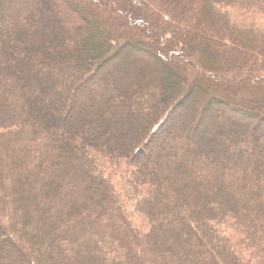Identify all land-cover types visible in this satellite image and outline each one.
I'll return each instance as SVG.
<instances>
[{
	"label": "trees",
	"instance_id": "16d2710c",
	"mask_svg": "<svg viewBox=\"0 0 264 264\" xmlns=\"http://www.w3.org/2000/svg\"><path fill=\"white\" fill-rule=\"evenodd\" d=\"M157 2L0 0V264H264V140L233 123L264 133V0ZM189 100L224 152L174 130L139 161Z\"/></svg>",
	"mask_w": 264,
	"mask_h": 264
},
{
	"label": "rangeland",
	"instance_id": "374dc122",
	"mask_svg": "<svg viewBox=\"0 0 264 264\" xmlns=\"http://www.w3.org/2000/svg\"><path fill=\"white\" fill-rule=\"evenodd\" d=\"M144 2L148 3L151 7H156L158 6V2L157 0H143ZM14 2V1H13ZM28 3V2H27ZM1 12H5V9L0 8V13ZM143 17V16H142ZM141 16H137V18H141L140 21H142ZM133 18V17H132ZM138 29H133L137 32L136 36H139L142 39H146V34L145 31H143L142 28ZM50 40H54V36L52 35L50 37ZM130 59L132 60H139V61H143L145 63L150 64L151 66L153 65L151 62V59L146 57L144 55V57H140V55H132L130 56ZM227 58H224L222 60L223 63V68L224 70H229L230 71V67L227 65L228 60H226ZM55 63L58 64L59 66L62 65V63H65V59L61 58L59 55H56L54 57ZM126 59V62L124 60H121L117 63V66H125L126 68H129V70L131 71V74L135 77V74H139V75H143V77L146 75L145 73L140 72L139 69L137 70V67L132 68V66H130L129 64H132L131 60ZM131 61V62H130ZM129 62V63H128ZM137 63V62H135ZM130 66V67H129ZM109 67V65L107 66ZM102 68L99 67V69H101V72H97L94 73L93 76L87 75L85 76V78H81V80H79L77 83H73L71 84V86H69V98L74 101V96H78V92H85L87 90H90L94 85H99V83H101L103 76L101 74H103L104 72L107 71L108 68ZM229 67V68H228ZM158 70V69H157ZM34 73H39L41 74L43 71L42 70H38L37 68H34L33 70ZM87 73L85 72V75ZM126 77V76H125ZM217 77V76H214ZM51 80H55V78H50ZM87 80V81H86ZM211 83H213L215 86L214 88L216 89H220L218 90L219 94H226L229 91H231L233 89L232 86H229L227 84H223L220 82V80H210ZM43 87V88H42ZM39 86V93H43L46 90H48V88L46 86L42 85ZM248 87V86H247ZM225 89V90H224ZM73 96V97H72ZM199 102L197 103L198 105H206L204 102V96L200 95L198 97ZM67 102V106L70 107V104L72 101ZM73 104V103H72ZM76 104V103H74ZM264 104V102H263ZM67 109V108H66ZM68 110V109H67ZM201 108L199 107V109H197V106L193 108L192 106V102H188V105L184 106L183 109L179 110L177 113V117L175 118V120H171L169 121V123L166 125L164 124V126L162 128L159 129V131L154 134L151 137L150 142H148V147L145 148L144 151H141V153H139L137 155V159L139 161H144L145 163H147V161H149L150 159L154 158L156 153L155 152H160L162 149H166V147L170 144V140L173 139L176 135L173 132L174 130H177V133L179 134H187L193 137H197L198 139L202 140L203 143L207 144L208 150H212V149H220L222 152H224L222 149H225V147L227 148V144L226 142L223 140L224 136H221V133H214V131L216 130L215 128H213V126H215L214 124H216L214 122V118L217 117L218 115H222L223 112L220 110H216L214 111L209 117L207 113H203V115L201 116ZM176 114V113H175ZM230 121H233L231 119H229ZM153 121V120H152ZM242 122V124H241ZM238 121V120H234L233 123H235L236 125L242 126L245 130H249L250 132H248L250 135H253V137H259L261 140H264V133H263V129L258 126V127H253L252 124H247V122H243V121ZM106 123V122H105ZM243 124H245V126H243ZM90 127L92 126L89 125ZM133 127V126H132ZM136 129V131H133V129ZM143 128V127H142ZM133 129L130 130L128 125H124L123 123L120 124L119 128L116 129V133H111L110 134V138L114 139H121L120 141H124L126 142V144H130L131 141H133V147L131 146V148H133V152L135 153L136 151V147L138 146V143H140L141 141H143L142 139V134H138L140 133L138 130L140 129V127H138V125H134ZM106 133H110L108 130L104 132L105 136ZM224 133V132H223ZM181 136V135H180ZM142 138V139H141ZM137 140V141H136ZM259 140V139H258ZM174 141V139H173ZM258 142V141H257ZM261 144V143H259ZM210 146H212V148H210ZM264 151V142L263 144L259 145ZM249 153V152H248ZM233 156L235 153H232ZM147 156V158L145 157ZM230 158L232 157V155H228ZM242 156V154L240 155ZM249 156V155H248Z\"/></svg>",
	"mask_w": 264,
	"mask_h": 264
},
{
	"label": "bare ground",
	"instance_id": "6f19581e",
	"mask_svg": "<svg viewBox=\"0 0 264 264\" xmlns=\"http://www.w3.org/2000/svg\"><path fill=\"white\" fill-rule=\"evenodd\" d=\"M218 109H221V108H220V107H216V108L212 109L211 112H209L208 117H209L214 111H216V110H218Z\"/></svg>",
	"mask_w": 264,
	"mask_h": 264
}]
</instances>
